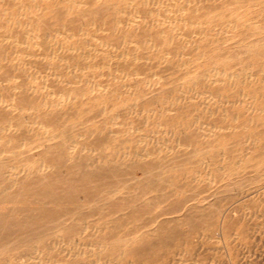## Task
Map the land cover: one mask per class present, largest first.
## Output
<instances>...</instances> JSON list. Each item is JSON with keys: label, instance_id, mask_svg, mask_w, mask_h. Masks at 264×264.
<instances>
[{"label": "bare ground", "instance_id": "bare-ground-1", "mask_svg": "<svg viewBox=\"0 0 264 264\" xmlns=\"http://www.w3.org/2000/svg\"><path fill=\"white\" fill-rule=\"evenodd\" d=\"M241 199L264 0H0V264H235Z\"/></svg>", "mask_w": 264, "mask_h": 264}, {"label": "rangeland", "instance_id": "rangeland-1", "mask_svg": "<svg viewBox=\"0 0 264 264\" xmlns=\"http://www.w3.org/2000/svg\"><path fill=\"white\" fill-rule=\"evenodd\" d=\"M258 200V201H257ZM241 201H243V202H245V204H247V205H250L251 207H253L252 209V212H255V213H259V215L257 216V219L255 220L257 223H259L260 224V227L261 228H259L258 226H259V224H258V226H257V231H254V225L252 224V226L251 225H249V229H248V233L249 232H251V233H249L250 235H247V240H242V241H235V246L237 245L238 247L239 246H243V248H240L241 249V253H240V249L237 247H235V252H237L236 253V255H240V256H235V264L237 263V261H236V259L238 258V264H260V262H261V264H264V244H263V242H264V227L262 228V225H264V214H262V210H261V213H260V209H263V208H261V200H259V199H254L253 201L252 200H244V199H241L239 202H237V201H235V204L236 203H240ZM260 218V219H259ZM250 227L252 228L251 230H250ZM261 230V231H260ZM254 231V233H252ZM247 233V234H248ZM257 233V234H256ZM259 233V234H258ZM246 235V234H245ZM255 238H254V237ZM250 237H252V239L250 238ZM259 237V238H258ZM263 238V239H262ZM251 241H250V240ZM257 239H260L259 241H257ZM261 239H262V241H261ZM236 242H237V244H236ZM246 242V243H245ZM258 242V243H257ZM250 245H249V244ZM253 244V246H252V244ZM255 243V244H254ZM262 243V244H261ZM248 244V245H247ZM256 245V246H255ZM245 246V247H244ZM247 246H250L249 248L247 247ZM258 247V248H257ZM247 248V249H246ZM260 248V249H259ZM238 249H239V252H238ZM244 249V250H243ZM248 249H249V251H248ZM243 250V251H242ZM246 250V251H245ZM251 250V251H250ZM255 252H254V251ZM258 250V251H257ZM257 251V252H256ZM262 252V253H261ZM255 253V254H254ZM241 255H244L245 257H243V256H241ZM247 255V256H246ZM250 255H252V257L250 256ZM254 255V256H253ZM237 257V258H236ZM243 257V258H242ZM254 257V258H253ZM242 258V259H241ZM253 258V259H252ZM250 259V260H249ZM188 260H189V262H191L192 261V258L191 257H187V259H186V262H188ZM240 260V261H239ZM252 260H254V261H252ZM252 261V262H251ZM188 264V263H187Z\"/></svg>", "mask_w": 264, "mask_h": 264}]
</instances>
